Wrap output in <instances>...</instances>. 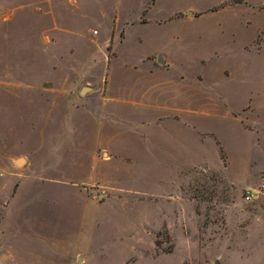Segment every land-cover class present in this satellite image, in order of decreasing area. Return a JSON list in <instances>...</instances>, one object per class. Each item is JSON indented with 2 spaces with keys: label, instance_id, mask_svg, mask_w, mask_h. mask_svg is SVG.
Instances as JSON below:
<instances>
[{
  "label": "rangeland",
  "instance_id": "1",
  "mask_svg": "<svg viewBox=\"0 0 264 264\" xmlns=\"http://www.w3.org/2000/svg\"><path fill=\"white\" fill-rule=\"evenodd\" d=\"M227 2L159 0L151 11L152 0H0V188L19 192L23 211L38 207L11 213L6 234L14 200L0 193V264H264V0ZM186 10L205 14L167 16ZM155 50L204 94L195 127L208 159L105 152L134 128L133 145L152 152L157 112L110 111L99 95L109 73L113 90L147 86L118 69ZM238 114L252 132L235 129ZM232 131L242 147L236 138L219 159L213 144ZM23 215L33 233H21ZM27 235L35 241H17Z\"/></svg>",
  "mask_w": 264,
  "mask_h": 264
},
{
  "label": "crops",
  "instance_id": "2",
  "mask_svg": "<svg viewBox=\"0 0 264 264\" xmlns=\"http://www.w3.org/2000/svg\"><path fill=\"white\" fill-rule=\"evenodd\" d=\"M152 1H154V3L149 10H157L159 0ZM230 1L233 0H229V2ZM229 2L226 3L227 6L232 5ZM204 14L205 13L203 12L186 10L176 14L171 13L167 16H171V19L181 18L182 20L192 22L201 18ZM115 61L116 62L111 63V66L108 69L109 72L112 66L114 68V66L120 64L117 58H115ZM181 65V61L177 57L172 55H163L160 50H155V52L143 55L137 62L126 63L124 69H118L120 72H123L124 70L126 71V73L123 74V79L128 81L130 78L129 72L137 71L138 76H140L139 81H145L147 83V86H144V88H142L137 94L133 93L132 90H128V88L123 90H113L112 79L109 73V82L107 84V88H105L99 95L101 99L100 103L104 105V107L109 108L110 111L111 109H115L118 106L122 108H138L139 110L148 108L152 109L153 112H157V115L150 116V118L152 120L154 119V122L156 123L155 126L150 129L148 136L154 145L152 147L151 154H144L133 145L135 143V137H138L136 136L137 134L134 128L131 129L130 132L124 131L121 133L122 137L128 139H120L118 137L116 139H110L108 142L103 144L105 152H108V158L111 160H118L126 159L128 157H125L122 154H131L134 159L148 160L153 162H171L175 159H186L190 157V155H199L201 157H207V159L210 158V156H208L206 153V145H201V142H203L201 139L203 135L205 136V133L204 131H201L195 127L196 125L200 126L196 120H198L203 113L201 111V107H199V103L202 102L201 98L204 97V94L200 88H196V83L194 84V87L191 86L194 78L183 75L181 71L182 68L180 67ZM203 80V77L199 75L196 78L197 83L202 82ZM89 89L91 94L96 93L93 88ZM133 118L137 119V121H142L143 119L141 116ZM164 121H167L169 126H160V123ZM107 125L113 126V123ZM232 125L235 126V129L240 130L242 134L245 132H252L251 125L245 122L240 114L234 116ZM134 127L136 126L134 125ZM167 129H169L170 132ZM236 138L238 139L237 134L235 135L232 131L225 135H220L219 140L214 142V151L218 153L219 159L221 158L220 155L222 151L227 155L228 158V152H231L230 146L233 145L231 142ZM239 140L240 137L237 143L242 147L243 143ZM174 141L177 143L178 149L180 148V145L184 148L185 144L187 146L186 153H175L177 152V149L175 150L174 148V144H176ZM130 145H133V147H128ZM189 147L191 150L188 153ZM242 150H244V148H242ZM113 151L115 153H113ZM115 165L116 164L112 162H104V167H112ZM242 169L245 170L244 168ZM246 171L247 170H245V172ZM69 188L72 187L69 186ZM11 192L10 188L9 190H3L0 188V193L10 196V198L14 200V206L12 208L9 206L5 208L7 219L4 221L5 223L3 222V224L5 225L6 234L9 233L10 230L9 224L11 221V213H14L17 209H19L22 214L29 215L27 212H29L31 208L35 209L34 212L38 209V207L32 203H28L29 205L27 209L23 211L22 209L26 207L22 205L20 206L21 201L19 197L21 194L19 192L16 194L13 191V195L11 196ZM23 217L24 218H22L19 222V224H21V233H33L34 229H28L27 226H23L27 220V216L23 215ZM38 219L40 220V218ZM37 231H39V229H37ZM28 238L29 239H19L17 241L20 242V244L21 241L26 243L35 241L30 240L31 237L29 236Z\"/></svg>",
  "mask_w": 264,
  "mask_h": 264
},
{
  "label": "water",
  "instance_id": "3",
  "mask_svg": "<svg viewBox=\"0 0 264 264\" xmlns=\"http://www.w3.org/2000/svg\"><path fill=\"white\" fill-rule=\"evenodd\" d=\"M90 89L88 88V87H85V88H83L82 89V91H81V94H85L86 92H88ZM24 162V159H19L18 160V164H21V163H23Z\"/></svg>",
  "mask_w": 264,
  "mask_h": 264
},
{
  "label": "built area",
  "instance_id": "4",
  "mask_svg": "<svg viewBox=\"0 0 264 264\" xmlns=\"http://www.w3.org/2000/svg\"><path fill=\"white\" fill-rule=\"evenodd\" d=\"M0 176H1V174H0ZM251 197H248V199H250Z\"/></svg>",
  "mask_w": 264,
  "mask_h": 264
}]
</instances>
